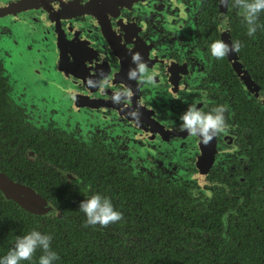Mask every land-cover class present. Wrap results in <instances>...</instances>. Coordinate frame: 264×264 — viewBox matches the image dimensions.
Returning <instances> with one entry per match:
<instances>
[{
	"label": "flooded vegetation",
	"instance_id": "obj_1",
	"mask_svg": "<svg viewBox=\"0 0 264 264\" xmlns=\"http://www.w3.org/2000/svg\"><path fill=\"white\" fill-rule=\"evenodd\" d=\"M219 7L220 0H0V172L38 192L52 216L84 218L81 200L109 196L122 217L95 226L117 232L115 246L162 241L213 264H264V246L249 245L264 237V104L228 55L208 51L212 40H226ZM226 13L229 41L241 40L236 54L264 93V13L251 38L231 0ZM132 52L158 70L154 87L127 79ZM105 75L111 80L100 94L89 81ZM120 87L133 93L127 104L110 99ZM199 89L209 93L205 111L228 105L226 132L207 144L179 127ZM124 261L139 263L132 254Z\"/></svg>",
	"mask_w": 264,
	"mask_h": 264
},
{
	"label": "clouds",
	"instance_id": "obj_2",
	"mask_svg": "<svg viewBox=\"0 0 264 264\" xmlns=\"http://www.w3.org/2000/svg\"><path fill=\"white\" fill-rule=\"evenodd\" d=\"M220 5L229 7V0H220ZM231 7L236 9L245 25V34L254 37L260 24L258 17L264 13V0H231ZM218 29L220 32L229 31L228 17H219ZM242 47L240 39L224 41L222 39L212 40L208 44V51L213 58L220 59L230 53H237ZM155 55V53H153ZM132 66L127 70L126 77L130 81H138L139 84L148 87L155 86V78L158 75L156 68H149L139 52H132L130 56ZM110 76H102L98 80H90L89 86L96 88L100 94L109 87ZM132 91L128 87H120L112 90L110 99L113 103H129ZM211 104L209 93L205 89H199L198 95L187 104L185 109L179 114L181 122L179 127L189 137L198 138L201 143L207 144L218 133L226 132L228 124L226 122V112L228 105L224 103ZM199 105V106H198ZM135 117L137 113L131 112ZM85 197V196H84ZM78 209L84 214L83 223L88 226H107L119 221L122 212L116 208L109 196L101 192H93L79 202ZM53 234L42 232L36 227L30 228L23 234L15 235L11 246L3 254H0V264H24L31 262L34 253L39 249L40 255L36 257L37 264H56L59 259L58 253L51 247Z\"/></svg>",
	"mask_w": 264,
	"mask_h": 264
},
{
	"label": "trees",
	"instance_id": "obj_3",
	"mask_svg": "<svg viewBox=\"0 0 264 264\" xmlns=\"http://www.w3.org/2000/svg\"><path fill=\"white\" fill-rule=\"evenodd\" d=\"M24 209L10 200H0V254H3L11 246L15 235L23 234L30 228L36 227L42 232L53 234L51 247L58 253L56 264H128L125 257L132 254L138 260V264H213L210 258L204 259L199 250L190 252L186 257L180 249L168 246L162 241L151 246H142L135 250L121 248L113 245L114 239H119L116 233H108L96 226H88L83 223L85 218H78L69 214L44 217L43 223L38 218L21 215ZM20 218V219H18ZM30 220V223H21V220ZM117 228L119 229V225ZM104 227V226H103ZM145 231V230H144ZM142 234L149 243L153 240L151 235ZM249 245H263V235L249 241ZM127 251H130L127 254ZM38 249L34 253L31 262L24 264H37L36 257L40 255ZM112 258H116L113 261ZM124 261V262H123Z\"/></svg>",
	"mask_w": 264,
	"mask_h": 264
},
{
	"label": "water",
	"instance_id": "obj_4",
	"mask_svg": "<svg viewBox=\"0 0 264 264\" xmlns=\"http://www.w3.org/2000/svg\"><path fill=\"white\" fill-rule=\"evenodd\" d=\"M227 8L223 5L219 7L218 17L221 15L227 16ZM223 38H226V42L229 41V31L221 32ZM231 62H234V69L239 79L245 83V88L251 90L254 96L264 104V93L261 89L253 87V81L250 76L244 70L241 61L236 53H230L228 55ZM0 191L2 196L7 200H12L19 204L26 211L41 216H52L53 210L51 206L31 187L10 181L3 173L0 172Z\"/></svg>",
	"mask_w": 264,
	"mask_h": 264
}]
</instances>
